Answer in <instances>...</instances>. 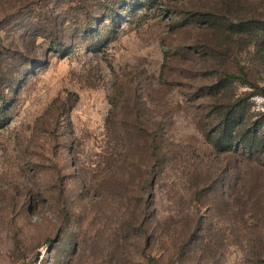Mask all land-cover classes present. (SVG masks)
<instances>
[{"label":"rangeland","instance_id":"rangeland-1","mask_svg":"<svg viewBox=\"0 0 264 264\" xmlns=\"http://www.w3.org/2000/svg\"><path fill=\"white\" fill-rule=\"evenodd\" d=\"M236 100L261 125L264 0H0V264H264Z\"/></svg>","mask_w":264,"mask_h":264},{"label":"trees","instance_id":"trees-1","mask_svg":"<svg viewBox=\"0 0 264 264\" xmlns=\"http://www.w3.org/2000/svg\"><path fill=\"white\" fill-rule=\"evenodd\" d=\"M213 16L214 14H208ZM211 18H213L211 20ZM209 21L212 24H219L225 32L229 31L236 34H252L260 30L257 20H230L224 17V20L216 16L210 17ZM220 22V23H219ZM237 75L225 74V80L236 78ZM247 111L245 107L236 100L228 105L225 113L220 117L219 129L213 139L215 146L226 149H243L250 156L264 154V120L260 121L261 125L253 124V128H244Z\"/></svg>","mask_w":264,"mask_h":264}]
</instances>
